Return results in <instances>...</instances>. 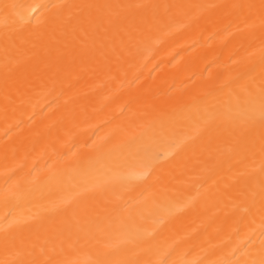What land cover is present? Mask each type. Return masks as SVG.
I'll return each mask as SVG.
<instances>
[{"label":"bare ground","instance_id":"bare-ground-1","mask_svg":"<svg viewBox=\"0 0 264 264\" xmlns=\"http://www.w3.org/2000/svg\"><path fill=\"white\" fill-rule=\"evenodd\" d=\"M0 264H264V0H0Z\"/></svg>","mask_w":264,"mask_h":264}]
</instances>
